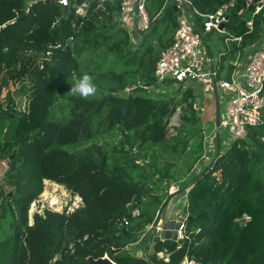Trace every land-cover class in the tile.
Masks as SVG:
<instances>
[{"label":"trees","instance_id":"16d2710c","mask_svg":"<svg viewBox=\"0 0 264 264\" xmlns=\"http://www.w3.org/2000/svg\"><path fill=\"white\" fill-rule=\"evenodd\" d=\"M44 1L0 0V264H264V122L183 184L181 240L155 242L143 256L129 250L153 224L170 184L190 177L203 155L195 91L156 99L144 89L156 85L154 66L172 43L174 8L132 50L115 23L117 0H92L84 18ZM190 1L203 14L233 2L225 29L241 41L230 42L222 58L219 79H227V62L264 39L262 0ZM164 2L147 0L150 17ZM85 73L97 86L87 100L69 94ZM178 108L188 130L176 129L168 141ZM116 134L121 150L110 157L101 143ZM167 153L173 162L163 160ZM45 182L64 186L81 204L72 212L44 210L30 224ZM146 198L155 210L143 209ZM243 215L250 220L240 223Z\"/></svg>","mask_w":264,"mask_h":264},{"label":"built area","instance_id":"2783aa9c","mask_svg":"<svg viewBox=\"0 0 264 264\" xmlns=\"http://www.w3.org/2000/svg\"><path fill=\"white\" fill-rule=\"evenodd\" d=\"M91 1L56 0L55 3L61 8H71L75 15L84 18L88 14ZM97 1L101 3L105 0ZM117 2L119 9L115 23L117 28L127 34L132 50L138 47L154 22L167 8L172 7L177 13V26L173 33L172 43L161 52L154 66L153 76L156 85L144 87L152 98H154L153 92L163 84L180 85L178 92L191 88L198 96L204 93V88L212 87L218 104L221 99L225 102L223 106L221 105V113L219 104V123L218 126H215L216 134L220 136L221 130L227 134L229 145L234 141L244 140L249 127L263 124L264 39L243 52H237L235 57L227 62L232 68L229 77L219 79V75L224 73L221 70L222 58L229 52L230 42L240 43L241 41V38L230 36L225 29V24L228 21L227 11L233 2L220 7L212 14H203L190 0H165L161 11L154 17H150L148 14L147 0H117ZM31 3L30 1L27 7ZM260 4L264 6V0ZM262 6L256 7L254 15L261 10ZM248 26L251 30V21L248 22ZM203 37L207 38V42L203 40ZM218 40L221 41L222 48L217 50V54L214 56L213 45ZM126 92L128 93L129 89ZM195 109L201 118L205 112L204 107L200 105L197 108L195 105ZM176 113H180L179 108ZM213 121L215 123V120ZM203 136V155L193 169L191 177L202 172L218 155L217 145L213 144L211 135L207 136L204 131ZM179 217H182V214H179ZM249 220L248 216L243 215L239 222L244 223ZM184 221L185 219L177 222L179 226L175 229V241L183 238ZM148 229L152 233L156 232L157 236L162 231L160 225L155 228L150 225ZM158 256L162 258L165 255L159 253ZM183 264L196 263L185 259Z\"/></svg>","mask_w":264,"mask_h":264},{"label":"rangeland","instance_id":"374dc122","mask_svg":"<svg viewBox=\"0 0 264 264\" xmlns=\"http://www.w3.org/2000/svg\"><path fill=\"white\" fill-rule=\"evenodd\" d=\"M27 1V5L29 4V2L31 0H26ZM222 48V43L220 40H218L214 45H213V55L216 56L217 54V50H220ZM106 67H110V61L105 63ZM180 85L175 84V83H169V84H163L160 85L155 92H153L154 94L152 95L154 98L156 99H164V98H170L175 96L176 99L179 98L178 95V89H179ZM163 93V95H162ZM219 104H220V113L222 111V107L224 105V100L221 99L219 100ZM18 104L21 106V108H24L25 105V101H18ZM197 108H199L200 105H202L204 107L205 112L203 113V115L200 118V127H202V129L206 132V135L209 136L211 135V139L213 144L217 145V154L220 153V151H224L226 149V147L229 145L227 139L228 136L227 134H224L223 131H220V136H218L216 134V130H215V123L213 120H215V115H216V104H215V94H214V90L212 87L208 86L206 88H204V93H201L199 95V100H198V104ZM199 105V106H198ZM185 129L186 131L188 130L187 127H184L181 123V119H180V113H174L169 121H168V125H167V139L168 141H171L174 137H176L177 133H176V129ZM120 138L116 135H111L109 136V138L105 141H102V146L104 148L105 151L108 152V154H111L110 157H115L116 153L114 151H119L121 150V146H120ZM222 143V144H221ZM114 152V153H113ZM132 154H136V150L134 149L132 152ZM171 155L169 153H167L164 157L163 160L165 161H169V162H173L171 159ZM119 163H121L119 161ZM5 166L6 163H0V182H1V177L5 171ZM190 177H187L182 181H180L178 184L174 185V184H170L169 187V195H173V198L171 199L174 202H178L181 201L179 204H175L174 205V209L175 211L177 210H181L183 209V207H185V203H186V191H184L183 189V184L186 183V181H188ZM164 186V185H163ZM185 201V202H184ZM184 202V203H183ZM171 201L169 203V205L167 206V213L172 212V206H171ZM81 204V200L77 197V196H73L72 194H70L69 191H67L64 186L55 184V183H50V182H45L44 184V191L43 193L40 195V197L37 199V201H35L31 206H30V210H29V223L31 224L33 221V216L34 214H43L44 210H49V211H54L57 213H61L63 211L66 212H72L74 209H76L77 207H79V205ZM143 209L144 210H155L153 203L151 202V200L149 198H146L143 202ZM170 210V211H169ZM158 213V212H157ZM157 215V214H156ZM168 218V217H167ZM179 218V214L175 217V218H168L167 220H175L177 222ZM7 222H3V227H4V231H7ZM149 236H147V240L146 241H141V251L142 252H138L137 254H142L146 252V255L151 254L152 250L151 247L153 246V241L155 239V237H158L156 235V232H151L150 229H147L146 232ZM154 237V239L152 240V242H149V238ZM149 242V246L148 248L145 250L146 248V244ZM140 246V245H139ZM129 250L131 251V249L129 248ZM151 250V251H149Z\"/></svg>","mask_w":264,"mask_h":264},{"label":"water","instance_id":"95a60500","mask_svg":"<svg viewBox=\"0 0 264 264\" xmlns=\"http://www.w3.org/2000/svg\"><path fill=\"white\" fill-rule=\"evenodd\" d=\"M55 1L56 0H46V1H44V3H47V4L48 3H55ZM206 49H207V47H206ZM127 94L128 93L125 92L124 96H127ZM218 123H219V104L216 101L215 126H218ZM172 198H173V195H169L164 200V202L160 206V209H159V211H158V213L154 219V222L152 224V228H155L157 225H160L162 228L160 235L158 237H155L154 243L159 242V241H163V240L175 241L176 240L175 229H177L179 226V223H177V222H181L187 216L186 213H183L182 217H179L177 222L175 220H167L168 219L167 218V206L169 205ZM91 263L92 264H114L108 258L93 260V261H91Z\"/></svg>","mask_w":264,"mask_h":264},{"label":"clouds","instance_id":"9594fccd","mask_svg":"<svg viewBox=\"0 0 264 264\" xmlns=\"http://www.w3.org/2000/svg\"><path fill=\"white\" fill-rule=\"evenodd\" d=\"M97 86L93 83V77L87 73L83 74L69 89V94L87 100L95 96Z\"/></svg>","mask_w":264,"mask_h":264},{"label":"crops","instance_id":"0c3cea01","mask_svg":"<svg viewBox=\"0 0 264 264\" xmlns=\"http://www.w3.org/2000/svg\"><path fill=\"white\" fill-rule=\"evenodd\" d=\"M215 104H216V99H215ZM171 206H172V209H170V210H172V212H169V213H167V217L169 218H175L178 214H183V209H181V210H177V211H175V209H174V205L175 204H179L181 201H179L178 200V202L176 201V202H174V201H172L171 200ZM185 202V201H184ZM183 202V203H184ZM186 204V203H185ZM169 210V211H170ZM147 236H149L147 233H145L142 237H141V239L136 243V244H134V245H131L129 248L131 249V251H133V253L136 255V256H143L142 254H137L138 252H142L141 251V249H142V247H141V241H146L147 240ZM150 237V236H149ZM154 239V237H152V238H149V242H152V240ZM149 242L146 244V248H145V250L148 248V246H149ZM154 242V241H153ZM140 245V246H139ZM143 250V249H142ZM151 250H152V247H151ZM151 250H149V251H151Z\"/></svg>","mask_w":264,"mask_h":264}]
</instances>
